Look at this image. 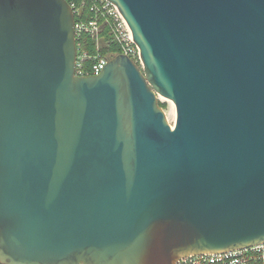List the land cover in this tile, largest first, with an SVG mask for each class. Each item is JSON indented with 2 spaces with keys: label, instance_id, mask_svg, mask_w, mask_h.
<instances>
[{
  "label": "water",
  "instance_id": "obj_1",
  "mask_svg": "<svg viewBox=\"0 0 264 264\" xmlns=\"http://www.w3.org/2000/svg\"><path fill=\"white\" fill-rule=\"evenodd\" d=\"M107 1L141 67L76 76L68 2L0 0V264L263 244L264 0Z\"/></svg>",
  "mask_w": 264,
  "mask_h": 264
},
{
  "label": "built area",
  "instance_id": "obj_2",
  "mask_svg": "<svg viewBox=\"0 0 264 264\" xmlns=\"http://www.w3.org/2000/svg\"><path fill=\"white\" fill-rule=\"evenodd\" d=\"M87 19L75 21L74 33L77 48L75 63L76 76H96L105 68L108 61L117 54L130 58L141 67L140 52L133 41L131 31L117 8L107 0H89ZM74 15L81 16L78 8L71 6ZM107 30L111 43L117 48L114 56L102 52V33ZM94 41L96 49L93 54L85 48V40ZM176 264H264V243L247 249L235 250L221 254H202L188 256Z\"/></svg>",
  "mask_w": 264,
  "mask_h": 264
},
{
  "label": "trees",
  "instance_id": "obj_3",
  "mask_svg": "<svg viewBox=\"0 0 264 264\" xmlns=\"http://www.w3.org/2000/svg\"><path fill=\"white\" fill-rule=\"evenodd\" d=\"M70 6L73 8H78L80 10L81 16L74 15L75 21L77 22L79 19H87L88 17V11H87V5L83 6L82 3H89V0H66ZM103 39H102V52L110 54V56H114L118 53L117 48L111 43V37L109 36V33L107 30H104L102 33ZM85 48L86 50L93 54L95 52L96 46L94 41H91L89 39H86L85 42ZM159 106L162 108L163 105L159 103Z\"/></svg>",
  "mask_w": 264,
  "mask_h": 264
},
{
  "label": "rangeland",
  "instance_id": "obj_4",
  "mask_svg": "<svg viewBox=\"0 0 264 264\" xmlns=\"http://www.w3.org/2000/svg\"><path fill=\"white\" fill-rule=\"evenodd\" d=\"M159 103L163 105L162 109L166 115L168 123L170 124V126L174 127L176 121L175 106L172 102L164 98H159Z\"/></svg>",
  "mask_w": 264,
  "mask_h": 264
}]
</instances>
